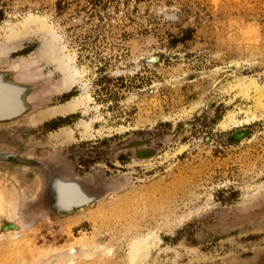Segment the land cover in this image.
<instances>
[{
  "label": "rangeland",
  "instance_id": "obj_1",
  "mask_svg": "<svg viewBox=\"0 0 264 264\" xmlns=\"http://www.w3.org/2000/svg\"><path fill=\"white\" fill-rule=\"evenodd\" d=\"M86 1L0 0V69L47 83L0 147L107 191L46 217L0 170V264H264V0Z\"/></svg>",
  "mask_w": 264,
  "mask_h": 264
},
{
  "label": "water",
  "instance_id": "obj_2",
  "mask_svg": "<svg viewBox=\"0 0 264 264\" xmlns=\"http://www.w3.org/2000/svg\"><path fill=\"white\" fill-rule=\"evenodd\" d=\"M46 87L45 80L31 79L28 70L24 72L23 68L0 69V126L15 123L45 105L46 101L40 95ZM28 133L20 132V139H25ZM1 153H7L9 159H0V170L20 169L35 176L39 186L38 211L46 217L70 215L101 201L107 193L102 188H91L87 182L70 176L66 168L55 160L26 155L11 146L0 147ZM47 168L52 173H48ZM61 182L76 183L82 193L93 194L92 200L67 199L69 195L62 194L65 185L62 186Z\"/></svg>",
  "mask_w": 264,
  "mask_h": 264
},
{
  "label": "bare ground",
  "instance_id": "obj_3",
  "mask_svg": "<svg viewBox=\"0 0 264 264\" xmlns=\"http://www.w3.org/2000/svg\"><path fill=\"white\" fill-rule=\"evenodd\" d=\"M23 70H24V72L25 71L27 72L28 69H26V68L24 69L23 68ZM71 79L74 80V78H71ZM71 79L69 78V79L65 80V82L63 83V87L64 88H67V87H69L72 84ZM83 102H84L83 98H80V97L73 98L70 101H68V102L64 103L63 105H61L58 108V110H56V114L59 113V114H63L64 115L66 113L75 112V111H77L81 107V105H82ZM60 136H62L61 138H63V139H68V137H69L68 136V133H63ZM8 157L9 156H8L7 153H1L0 154V159H3V160L9 159ZM47 171H48V173H52L50 171V168H47ZM57 184L58 183L56 182V185ZM62 184H64L65 186L62 185ZM61 185L64 186L62 188V190H63L62 191V194L69 195V197H67V199H69V200L79 201V200H85V199H88L89 200V198L92 200V198H93L92 197L93 194H90V193H87V192L82 193L83 190L81 191V188L76 183L75 184H70V183L61 182ZM57 186H59V185H57ZM51 188H52V185H51ZM142 244L143 243H142V240H141V242L135 243V244H133L130 247V251H129V263L130 264H137L138 261L140 260V258H141L140 257V254L142 253V251L144 249ZM60 264H63V263H60Z\"/></svg>",
  "mask_w": 264,
  "mask_h": 264
},
{
  "label": "trees",
  "instance_id": "obj_4",
  "mask_svg": "<svg viewBox=\"0 0 264 264\" xmlns=\"http://www.w3.org/2000/svg\"><path fill=\"white\" fill-rule=\"evenodd\" d=\"M86 2H87L86 9H87V7H89L87 11H89L91 14H98L97 16H100L99 14L101 11H104V9L106 8L108 0H87ZM57 4L59 7H61V2H58ZM59 9H61V8H59ZM2 19H3V11L1 9L0 10V21ZM100 80L107 81L106 77H104V76L101 77ZM73 96H74V94L69 93L66 96L67 100Z\"/></svg>",
  "mask_w": 264,
  "mask_h": 264
}]
</instances>
